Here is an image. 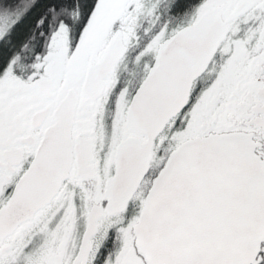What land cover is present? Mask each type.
<instances>
[{"label":"snow or ice","instance_id":"obj_1","mask_svg":"<svg viewBox=\"0 0 264 264\" xmlns=\"http://www.w3.org/2000/svg\"><path fill=\"white\" fill-rule=\"evenodd\" d=\"M0 264H264V0H0Z\"/></svg>","mask_w":264,"mask_h":264}]
</instances>
